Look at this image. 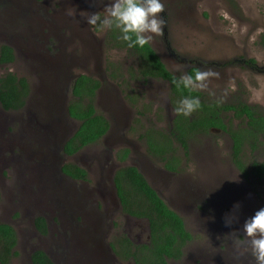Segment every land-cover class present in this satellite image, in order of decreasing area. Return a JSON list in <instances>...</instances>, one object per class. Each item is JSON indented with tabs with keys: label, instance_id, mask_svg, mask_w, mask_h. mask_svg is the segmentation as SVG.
Instances as JSON below:
<instances>
[{
	"label": "rangeland",
	"instance_id": "rangeland-1",
	"mask_svg": "<svg viewBox=\"0 0 264 264\" xmlns=\"http://www.w3.org/2000/svg\"><path fill=\"white\" fill-rule=\"evenodd\" d=\"M162 2L164 29L152 34L150 43L168 69L180 76L191 66L211 70L218 75L196 87L207 100L243 102L264 115V0ZM107 3L0 0V45L15 53L13 63L0 64V75L25 77L30 87L22 109L0 105V222L17 235V255L9 264H32L36 250L58 264H136L116 254L123 237L136 244L149 240L148 221L125 214L116 194L114 174L125 165L141 171L192 234L184 257L169 264H254L233 241L242 238L244 221L264 207V178L239 170L233 140L223 129L195 134L187 156L173 142L181 160L177 172L150 151L147 135H167L173 128L170 86L139 79L138 55L108 43V28L99 21L88 25L80 15L103 19ZM70 9L76 14L69 16ZM80 74L101 81L96 108L111 128L97 143L68 156L63 144L79 122L68 115L67 105ZM222 117L233 130L246 122L232 113ZM125 148L129 154L122 161L118 152ZM243 148L247 165L263 161L264 134ZM66 163L85 168L88 179L65 175ZM37 217L46 220V233L37 228Z\"/></svg>",
	"mask_w": 264,
	"mask_h": 264
},
{
	"label": "trees",
	"instance_id": "trees-1",
	"mask_svg": "<svg viewBox=\"0 0 264 264\" xmlns=\"http://www.w3.org/2000/svg\"><path fill=\"white\" fill-rule=\"evenodd\" d=\"M107 36L113 40V45L128 48L138 55L140 62L137 77L142 80L161 79L168 82L171 91L173 107L185 96H196L200 99V107L190 117L176 115L173 128L169 134L151 132L147 135L150 151L164 161L169 171L180 170L177 142L187 156L188 142L197 133H206L211 129L226 130L233 140L232 158L239 170L257 179L264 178V160L252 161L249 165L243 160V147L247 140H257L264 134V115L257 107L243 102L219 103L209 101L199 89L189 91L183 86L173 83L180 75L174 74L162 61L157 51L149 42L143 48H129L127 43L119 39L120 33L116 28H108ZM111 44V43H110ZM15 61L13 48L8 44L0 45V64L7 65ZM198 68L188 69L187 74L194 75ZM102 86L99 79L87 74L78 75L71 86V99L67 111L79 125L76 131L63 145V153L71 156L83 147L97 143L110 130L109 119L96 108V97ZM29 83L25 77H18L12 72L0 75V105L6 111L20 110L25 106L29 94ZM232 113L235 118L246 120L244 127L231 129L224 123L223 115ZM129 149L118 152L120 160L125 161ZM62 172L73 178L87 180V170L74 163H66L61 167ZM114 185L122 211L134 218L145 219L149 225V240L136 244L129 238L119 240L120 250L116 251L121 259H131L136 264H169V260H180L184 248L192 240V234L187 229L182 216L172 209L161 195L151 186L141 171L134 165L119 167L114 174ZM37 228L46 233V220L36 218ZM17 243L14 228L0 222V264H9L11 257L17 255L13 251ZM115 249V247H114ZM116 250V249H115ZM32 264H56L43 250H36L31 255Z\"/></svg>",
	"mask_w": 264,
	"mask_h": 264
},
{
	"label": "clouds",
	"instance_id": "clouds-1",
	"mask_svg": "<svg viewBox=\"0 0 264 264\" xmlns=\"http://www.w3.org/2000/svg\"><path fill=\"white\" fill-rule=\"evenodd\" d=\"M165 12L162 0H109L105 5L106 15L101 19L97 13L81 11L80 15L88 25H96L99 21L106 28L119 30V39L127 43L129 48H143L152 39V34L161 35L165 19L161 13ZM67 14H76L75 10H68ZM180 66H177L179 70ZM218 74L211 71H196L194 75L182 74L173 83L177 87L183 86L189 91L197 86L205 87V81ZM200 107V99L196 96L183 97L174 108L176 115L190 117ZM235 207H239L236 205ZM233 217L226 220V226L231 225ZM242 238L233 241L238 250L251 255L254 264H264V207L244 221Z\"/></svg>",
	"mask_w": 264,
	"mask_h": 264
},
{
	"label": "flooded vegetation",
	"instance_id": "flooded-vegetation-1",
	"mask_svg": "<svg viewBox=\"0 0 264 264\" xmlns=\"http://www.w3.org/2000/svg\"><path fill=\"white\" fill-rule=\"evenodd\" d=\"M36 1L39 2L40 0H36ZM157 53H158V52H157ZM159 56H160V55H159ZM160 57H161V56H160ZM161 59H162V58H161ZM162 61H163V59H162ZM192 67H195V68H198V69H199V67H197V66H191L190 68H192ZM190 68H188V69H190ZM199 70H200V69H199ZM187 71H188V70H187ZM173 73H174V72H173ZM174 74H176V73H174ZM176 75H178V74H176ZM89 76H90V75H89ZM98 92H99V90H98ZM75 131H76V130H75ZM108 132H109V131H108ZM71 135H72V134H71ZM71 135H70V136H71ZM70 136H69V137H70ZM69 137H68V138H69ZM68 138L65 140V142L68 140ZM65 142H64V143H65ZM63 145H64V144H63ZM62 149H63V148H62ZM114 186H115V185H114ZM116 194H117V193H116ZM117 197H118V196H117ZM118 199H119V198H118ZM119 202H120V201H119ZM49 256H50V255H49ZM50 257H51V256H50ZM183 257H184V255H183ZM183 257H182V258H183ZM182 258H181V259H182ZM51 259H52L56 264H58V263L53 259V257H51ZM181 259H180V260H181ZM171 260H173V259H171ZM171 260H169V262H170ZM173 261H177V260H173ZM203 264H213V262H205V261H203Z\"/></svg>",
	"mask_w": 264,
	"mask_h": 264
},
{
	"label": "water",
	"instance_id": "water-1",
	"mask_svg": "<svg viewBox=\"0 0 264 264\" xmlns=\"http://www.w3.org/2000/svg\"><path fill=\"white\" fill-rule=\"evenodd\" d=\"M68 112V111H67ZM69 115V114H68Z\"/></svg>",
	"mask_w": 264,
	"mask_h": 264
}]
</instances>
